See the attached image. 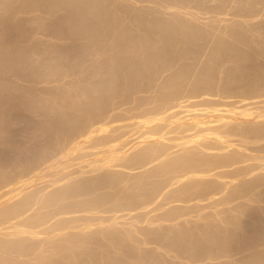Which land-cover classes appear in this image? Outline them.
Masks as SVG:
<instances>
[{
    "label": "rangeland",
    "instance_id": "obj_1",
    "mask_svg": "<svg viewBox=\"0 0 264 264\" xmlns=\"http://www.w3.org/2000/svg\"><path fill=\"white\" fill-rule=\"evenodd\" d=\"M247 1L248 0H246L245 2H242V0H241V3H239L240 0H92V1H90V0H0V9H1L0 10V45L3 47V48L0 47V52H1L0 53V118L4 120V122L0 124L1 125L0 126L1 127L0 128V164H1V166H6L8 171L11 172V171H13L12 170L13 168L21 167V166H19L20 164H24V166H25V164L26 165L31 164L34 160H36L34 158H36L37 154L40 153L42 150L44 151L43 153H45V149L47 150V148H48L47 151H50V153H51V151L55 152L57 150L64 149V148L68 147L67 146L68 144L71 145V143H73L74 141L76 142L78 139H81V137H82L81 132L83 133L85 131V129L87 128V126H89L88 124L89 123L91 124L93 122H94L93 124H95L94 125L95 127H98L102 124L107 125L109 127L108 131H107L108 134H112V135L115 134V136H117L116 134L119 133V135H120V133L127 131L128 132L127 133L128 138H130V140H132L131 138L136 140L135 137H137V134L138 135L142 134V133H140V129H141V132H143L144 130H146V128L148 130L149 129L153 130L155 128V127L153 128V126H152V128H151V126H145V127L138 126V121H140V120L142 121L143 117H148L149 115H151L153 113L154 114L151 116L162 115V114L165 115V113L167 112L165 123H163V125L165 124L164 126H166V127L164 128L161 125L160 126L156 125L157 128L159 127V129H160V132H159V130H158V133L156 132V134H157L156 136H159L164 131L167 132V130L169 128H171L172 126H173V128L175 126H177L179 128V125L167 126L166 123L169 121V116L170 117L172 116V117L185 118V117H187V115H189V114L191 115L194 112L196 114H199V115L201 113L202 119L206 123H205V125H202L203 127L201 126L200 128H204V127L206 128L209 126L215 127V126H218L220 124H218V123L214 124L213 122H209V120L212 121L213 119L216 118L214 116V114H217V113L222 114V111L224 113L227 109L233 108V106L238 107V105L239 106L245 105L249 109L250 108L255 109V107H257V106L264 105V102H262V101H264V99H262V98H264V87L261 86V88H259V85H257V83L252 81L253 79L249 78L251 75V72H252V71L250 72V70H253V71H254V69L261 70L260 72L257 71L259 73V75H261L260 73H264V71H262V70H264V30H262V29H264V3H262L261 0H257V1H261V3L258 2V4H257V1H255L256 3H253L254 5L252 6L253 8L252 7L250 8V6H251L250 4L252 2H250V4H249L250 0L248 1V3H246ZM253 2H254V0H253ZM244 3H246V4H244ZM240 4L242 7H239ZM6 5H7V7H6ZM100 5H101V7H100ZM247 5L249 6V8ZM131 6H132V8H131ZM170 6L173 8H171ZM244 6L247 7V9L246 8L244 9ZM105 9H107V10H105ZM137 9H140V11L142 13L139 12V14H141V15L138 14L137 11H139V10H137ZM256 9H257V11H255ZM134 12L137 15V19H136L137 22L136 23L140 22L138 24L134 23L135 19H132L133 17L136 18V15H133V14H135ZM143 12H144V14H143ZM115 13L118 14L116 17V20H117V22L120 23L116 28L118 33L124 32L126 30L125 32H127L128 35L130 34L132 37H138V38L141 37V39H143V40H140V38H139V40L142 42L143 41L146 42V43H144V44H146V47L144 46L146 48V51L145 52L143 51L145 53V55L147 53H149L150 51H151L150 53L154 52V54H155V51H156L158 56L155 54L154 58L157 57V59L153 58V60H155V61L152 60V62L150 64V68H149L150 73L149 72L147 74L143 73L144 75L140 76L138 78V80H136V82L135 81L132 82L133 84L131 82H129V84L131 83L132 85L131 84L129 85L127 83L124 85L125 80H124V77L122 76V73H117V75L115 76L116 79L113 78L116 82L113 80L115 85L113 84V88H112L113 91L112 90H111L112 92L110 91L112 94L111 93L109 94L107 92L104 94V91L102 90V86H103L102 82H104L103 80H104L105 74L101 73V72L103 71L105 66L102 69L101 65L103 66V64L101 61H104V63H105V61H108L106 56L112 54L114 50H111V48H110L111 51L110 50L107 51L106 56L104 54L103 58L101 56L99 57L98 51L96 50L97 46H95L97 44V42L95 43V45L93 47V45H91L89 43V42H92L89 39L91 37L92 39L94 38L99 42H100V39H103L104 40L103 44H106V46L104 45L103 47H105L106 49L107 48L109 49V47H107L108 46L107 42H105V40H107V38H97L98 35L96 34V31L99 32V29L101 30L102 26L105 24V22H107L106 20L108 19L109 15L115 14ZM170 15H173V17L176 16V18L178 20L180 19V21H178V22L179 23L182 22V23H180V25H182V27L184 26L183 28L186 27L188 29L190 27L191 28L192 27L193 28L198 27L200 35L201 34L202 35L197 40H195V38H193L196 41V43L193 39H189V41L191 43H192V40L194 42L192 44L189 43L186 45L185 43H187L189 41L186 40V42L183 43L184 41L182 42L181 40H179V41H181V43L179 45L175 42L176 45H178V47L180 46L179 48L178 47L176 48L175 47L176 45L175 46L170 45V47L173 46L172 49L175 51H172L171 48L169 49V46L166 47L168 49L161 46L162 42L159 40L160 39L159 37L161 36V38L162 37L164 38V36H162L161 35L162 33L160 34L159 32L162 31L164 34V31H163V29H161L162 27L160 28L161 30H159L158 26L157 25L155 26V23L160 22V21L156 22L155 20L160 19L164 23L165 19H166L165 21L167 22V20L169 18H172V17H169ZM145 18H147V19H145ZM130 19L132 20V23H130ZM138 19H140V20L138 21ZM142 19H144V20H142ZM172 19L173 20L170 19L172 22L175 21L174 18H172ZM177 19H176V21H177ZM147 20H149V23H147L148 22ZM128 21H129V23H128ZM141 21H143V22L146 21L144 23L145 24L147 23V25L148 24L152 25L155 22L153 25L155 26V28L157 27L156 29L159 30L158 33L160 34V36H158L159 34L157 33L156 38H153L156 34L155 32H157V31L154 32L155 34H153V32H152L153 30L150 32H147L149 27L147 26L148 27L147 28L146 25H144V24L142 26L143 27L145 26V28L147 30L145 28H144L145 30H143V28H141L142 26L140 25ZM150 21H152V23ZM171 21H169V22H171ZM206 21H209L208 27L202 28V23L206 22ZM85 22L87 25L85 24ZM126 22L130 26L129 28H128V25L126 26L127 28L124 27ZM160 23H158V24H160ZM239 23L241 25L242 24H244V25L241 26ZM246 23H247V25H246ZM81 24L82 25L84 24L86 26H83V29H82ZM239 25H240V27H238ZM79 26H81V29L83 30L82 32L84 34H83V36L75 38L73 35H71L72 34L71 32H73L75 30H79V28H80ZM87 26L89 28H87ZM257 26H258V28H260L259 29L260 32H258L259 30L257 29ZM62 27H63V29H62ZM65 27L67 28V30ZM85 28H86V30L88 29L87 33H86ZM180 28H181V26H180ZM183 28H181V29H183ZM200 28H201V30H200ZM150 29H154V28L151 27ZM230 30H232V31H230ZM62 31H63V33H62ZM66 31H68L69 33ZM89 31H90V33H89ZM129 31H130V33H129ZM150 34L151 35L153 34V37ZM130 35H129V39H131ZM204 35H205V37H204ZM157 36H158V38H157ZM142 37H146V38H142ZM147 37H148V39H147ZM138 38H134V39H138ZM71 39H72V41H71ZM134 39H133V41H134ZM145 39H146V41H145ZM148 40H150V42ZM218 40H219V42L220 41L223 42V40H224V42H226V44L224 42L221 44L222 45L224 44L225 47L227 46V48H229V46H230V49L233 47L232 45H235L233 48H235L237 45L238 48H235V50L237 49L235 51L236 55L241 52L240 53L241 55L237 56V58L239 57L238 59H240V56L242 57L243 54H245L246 56L244 55V57L241 59V61L236 59V55H234V54H233V58H231L232 54L228 53L229 49H228V52H226L229 55L225 53V50L227 48H224V52H223V50L221 49V44L219 43L220 45H218V43H217ZM243 40H244V42H243ZM179 41H178V43H179ZM159 42H161V43H159ZM155 43L158 45L156 46ZM182 43L185 45L181 46ZM248 43L249 44L251 43V44L249 45ZM80 44L83 47L80 46L81 49H77L79 47H76V46H79ZM83 44L85 45V47ZM228 44H229V46H228ZM189 45L191 48L188 47ZM224 45H223V47H224ZM99 46H100V44H99ZM184 46H186L187 48ZM217 46H220V49L218 48V50H222V52L226 55L221 56V54H223V53H220V55H219L220 57L216 58V56L218 55V52L215 51L216 50L215 48H217ZM144 47H143V49H144ZM157 47H158V49H157ZM153 48L156 50L154 51ZM161 48H162V50H161ZM167 50H170V51H167ZM171 51H172V53H171ZM177 51H179V53ZM167 52L169 53L168 55H170V54L171 55L168 56L167 54H165ZM233 53H234V50H233ZM162 55H164V56L167 55L168 57L167 56L162 57ZM63 56H65V57H63ZM147 56L150 57L149 54H147ZM151 56L153 57V55H151ZM228 56H230V57L228 58ZM234 56H235V58H234ZM247 56H248V58H247ZM208 58H210V59H208ZM224 58H226V59H224ZM249 58H251V59L249 60ZM235 59L240 61V63L237 62L238 63L237 64ZM243 59L245 60V62ZM242 61L244 62L243 65L241 64ZM100 62H101V64H100ZM152 63H154V64H152ZM256 63L258 65V68L256 66ZM98 64H100V65H98ZM211 64H212V66H210ZM218 64H220V65H218ZM236 64H237V66L239 64H241V67L242 66L246 67V68L242 67L243 68L242 70H246L248 68L246 70V72L244 71L246 74L242 73V70H240L241 67L240 68L238 67L239 70L241 71L240 72L236 68L237 67ZM233 65L236 66L235 69H233L235 72L237 71L236 73H234L232 71V68H234ZM248 66H250V67H248ZM251 66H252V69H251ZM229 68H231L230 69L231 71L228 70ZM91 70H93V71H91ZM248 70H249L248 73L250 74V75L248 74L249 77L247 75ZM256 70H255V72H256ZM208 71H210V72H208ZM230 72H233L234 75ZM257 72H256V74L253 72L256 77L258 75ZM101 74H103V75H101ZM227 74H230V75L232 74L231 76H233V77L231 78V76H229ZM244 74L247 77H245ZM211 75H212V77L213 76L215 77V80H214V77L213 78L211 77ZM225 75L228 79L225 77ZM262 75H264V74H262ZM118 76H119V78H118ZM121 77H123V78H121ZM229 77H230V79H229ZM251 77L253 78V76H251ZM256 77L254 78L255 81L257 80ZM258 77L260 78V76H258ZM240 78H242V79H240ZM177 80L180 81V83L181 82L182 83L180 84L179 82H176ZM199 81H200V83H199ZM250 81L252 83H250ZM207 82H209V83H207ZM253 82L257 86V91L259 92L260 95L258 94V92H256V86L253 84ZM229 83H231V84H229ZM127 86H129V87H127ZM251 86L254 89L251 88ZM122 88H123V90H122ZM232 89H233V91H232ZM259 89H262V90H260L261 93H260ZM249 90H251V91H249ZM227 91H228V93H227ZM229 91L231 92L232 95L229 93ZM252 91H254V92H252ZM173 92L177 93L176 98H173L172 100H169V101L164 100V99H168L169 93H173ZM223 92H224V94H223ZM247 92L249 95H247ZM254 93H256V94H254ZM250 94L253 97H251ZM256 95L258 96V98ZM165 96H166V98H165ZM249 97L251 99H249ZM254 97H255V99H254ZM158 98H160V99L163 98L162 100L165 101V103L163 102V104H162V101H161V103H158V101H159ZM239 98H241L242 100ZM245 99H247V100L244 101ZM248 100L250 102H247ZM53 103H54V105H53ZM245 103L246 104L248 103V106ZM159 104H161V105H159ZM229 104H230V106H229ZM157 106L163 107V108H160L161 109L160 111L162 114L157 113V112H160L158 109L159 107H157ZM213 107H216V108L218 107L219 111L221 110L220 111L221 113L220 112H217V113L212 112ZM224 109H225V111H224ZM165 110H167V111H165ZM146 111L148 114H146ZM152 111H154V112L152 113ZM155 111H156V114H155ZM208 112H212V113H208ZM138 113H140V114H138ZM59 116H60V118H59L60 120L58 119ZM203 116H205L206 118ZM139 117H142V119L140 118L138 120ZM235 117L238 118V116H236V115H235ZM95 119H96V121H94ZM254 119H255V121H254ZM235 121H237V120H235ZM250 121H251V124H252V122H255L256 126H258V127L255 126V128H259L261 130H264V128H262V127H264V124L260 123V122L264 123V120H259L253 116ZM257 122H259V125L257 124ZM212 123H213V125H212ZM245 123H246L245 126L250 124L249 122H245ZM78 124L80 125L79 127H83V128H79ZM84 124H86V125H84ZM251 124L248 126V129H249V127L250 128L254 127V124H252V125ZM260 124H261V127H260ZM82 125H84V126H82ZM85 126H86V128H85ZM185 126L186 125L184 124V126L182 128L180 126L179 129L176 127L174 129L171 128L173 130L171 133L169 132V134H165V132H164V134L167 136V138H165V136L163 134V137H164L163 139H158V138L156 139L157 141H160L162 143H166V145H167L168 149L166 148V145L164 146L162 144L163 147H165L167 149L166 153L168 152L170 154L168 157H166V159H167L166 162H171L170 160L174 161L175 158L177 160L178 156L179 157L181 156L180 158H182L183 157L182 155H184V153H185L184 147H186V146H187V148H186L187 150L185 149L186 150V154L184 155L185 158H186V156H188V158H189L191 156V153L194 154L195 152L197 153V151L199 153L204 152V151L208 152V150H205V149L203 150V148L201 149V147L200 148H193V146L190 147V145H191L190 143H188L190 145H188V144L183 145V143L179 144V141L181 142L182 140H186V139H188V137H191V135H188V137L182 138L180 135H182L183 133H185V134H183V136L187 135V134H192L195 130H197L199 128V127L193 128L194 129L193 130L192 125L188 124L186 127ZM243 127H244V125H243ZM128 128L131 130H129ZM209 128H211V127H209ZM57 130H58V132H57ZM150 130H149V132H150ZM175 130H178V131H175ZM169 131H171V130H169ZM107 132H106V135H108ZM112 132H114V133H112ZM151 132H153V131H151ZM133 133H136V134H133ZM176 133L180 136V138H178V135ZM238 133L239 132H236L235 134H238ZM242 133H239V134L242 135ZM249 133L248 132L243 133L245 135V138H243L244 136L242 137L239 134H238L239 137L234 134L235 135V136H233L234 138H232V135H231V137L228 136L231 139L230 140L228 138L229 142H230L229 144H231L232 146L233 145H238V146L243 145L242 147H244V145H245V147L247 148L243 151V150H241L242 148L240 147L239 149L241 151H239V152L241 154H239L238 153L239 149H237L238 147H233L234 149L230 150V151H232V152H229L230 154H233L234 152H236L235 154H239L241 156H244V154H245V156L243 158L247 159V157H248L247 160H249L250 158L253 159L255 155H258V157L261 156L260 158L264 157V152L261 151V148L264 149V143H262L264 141L259 142V140H257L258 141L257 143L253 142V141H256V139L255 138L250 139L253 137H250L249 135H247ZM143 134H145V136L147 135V133H144V132H143ZM143 134H142V136L139 135L138 137H143L144 136ZM129 135H130V137H129ZM132 135H134V136H132ZM223 135H225V134L223 133ZM246 135H247V137H250V138L249 139L246 138ZM240 137L243 140H240ZM128 138H127V140L130 141ZM214 138H215V136H210V138H207V140H206V141H208V143L206 141H205V143L206 144H212L211 142H213L214 140L215 141L213 143H215L216 139H214ZM138 139H140V138H138ZM209 139H210V142H209ZM244 139H247V140H244ZM135 140H133V141H135ZM65 141H67L66 144H65ZM69 141H71V142H69ZM240 141L242 143L239 144L238 142H240ZM249 141H252V142H249ZM150 142H155V140H144L143 144H145V143L149 144ZM169 142H171V143H169ZM244 142H246V143L249 142V143L246 144ZM250 143L252 145H250ZM253 143L257 147L254 146ZM158 144H160V143H158ZM142 146H144V145H142ZM188 146H189V148H188ZM42 147H44V148L42 149ZM255 147L259 148V149H256ZM190 148H193V149H190ZM188 149H189V151L191 150L190 151L191 153L188 152ZM198 149H201L202 151H200ZM195 150H197V151H195ZM234 150H236V151H234ZM84 151H86V150H80L79 151L80 153H78V155L79 154L81 155V153H83ZM213 152L214 151H212L210 153H213ZM47 153H49V152H47ZM179 153H180V155H179ZM35 155H36V157H35ZM154 155H156L157 157H155ZM154 155H152V157L154 156L155 159L152 158L153 159L152 160L150 158V161L152 163L151 162L148 163L146 159H145V161H142L143 159L140 160V158H138L136 156V158L134 159L135 164H136V161L138 163H139V161L145 162L146 164L148 163L145 166H144L145 163H142V165H141V163L136 164V165H134V163H132L134 165V167H137V169H135L133 166L132 167L134 169L131 168V166H129V168L128 167L127 168H124V167L120 168L119 167V169H121V170H119V172H123L125 174H126V172H128L126 176H128L130 178V181L126 180L128 177L127 178H126V176L123 177L124 181H122V182H124V184L126 185L125 187H128V188L127 189L124 188V184H123V186H121V188L123 187V189H121L120 185L122 183L120 180L121 184H119V186L117 185L119 188V190H117L118 193L120 192V189L123 190L124 192H125V190L130 191L128 189L129 188L131 189L132 185H133V187L134 186L138 187L137 184L135 185V184L131 183V177H132L131 175L132 174H134V175L136 174V176H137L138 173H139V175H141L142 173H144L146 171H147L146 173H148V171L152 172V170L153 171L155 170V172H156L157 169H158L157 170V173H158V171H161V166L163 169L165 168L164 164H162V165L159 164V168H158L157 162H159V160L157 161V159H160V157L158 158L157 154H154ZM172 157H174V158H172ZM179 157H178V159H180ZM83 159L84 160L79 159V160L73 161V164L69 165L68 166L69 168L67 167L68 171H71V170H74L75 168H78V165H80V166L84 165L85 162H88V160L90 161V160L94 159V156H89V157H86ZM148 159H149V157H148ZM247 160H245L246 164L244 163V165H243V163H241V164L234 166L235 168L232 166L234 170H232V167H229L227 170L231 171V173H233L235 171L236 167H237V169H239L240 167H247L248 168V167H253V164H254V168H256L255 169L256 172H253L252 174H250L248 176H245V177L239 176L237 180H235L233 182H229L230 180H229L228 175L230 176L231 173L228 171H224V169H218L217 171H214L213 173H217L216 177L218 176V174H220L219 177L216 178L215 175H213V176L211 175L212 177L207 176V177H205V179L202 180V182H203L202 184H208V183L213 184V180H214V181H216V183L214 182V184H217V185L220 184L219 187L222 184H225L224 181H226V182H228L227 183L228 186L224 185V187H220V188H222L221 190L224 189L226 191V188H225V186H226L227 189L229 188L227 190L229 193L227 191L225 192L223 190L224 194L222 193V195L216 194L213 196H210V195L206 196V197L204 196V198L203 197L202 198H194V199H192V201L190 200L186 204H185V202L180 201V203L182 205L179 203V201L177 202L176 200H174L172 198V196H170V194L172 193L170 191L172 190L174 193V191H177L178 189H180L181 185L183 184L182 182L186 181V179L180 181L181 183H178L179 181L176 182L178 177H175L176 183L174 182L175 184L174 185L171 184L172 185L171 186V185H169V183L167 184V182L174 180V177L171 178L169 176V179H168L167 174H165L163 172H161L160 174L158 173V175H156L150 179L151 181L148 184L150 185V183L153 182V180H155V179L157 181L160 180L159 182L164 180L163 182L167 181L166 182L167 189L164 188L165 187V185H164L162 187L163 190L161 193L155 194L156 192L161 191V189L158 191L155 190V192L152 194L153 199H154V200L152 199V201H154V202H152L150 200V202L152 204H150V202L148 201L149 203L146 202L147 204H145L146 208L142 209L139 207L140 208V209L138 208L139 211L137 209H134V212L136 210L138 211V213L140 211H142L139 213L140 219H142L143 217H145V220L147 218H149V219L153 218V219H155L154 220L155 222L154 223L150 222L151 224L148 222V224H145L147 222L144 221V219H142L143 221L138 219L136 221V223L134 221L135 225H133L134 223H132V222L134 219L131 220L130 216L127 215L125 212V211L128 212V210L124 209L125 211H123V209H122L121 211H118L116 213V215L120 216L119 217L120 220H119V218L117 219L120 222H117V223L118 224L120 223V224L119 225L117 224V228H115L116 224L111 226V227H114L116 230L119 229V227L123 228L125 230V232L121 228H120V230H118V232L121 231L119 234H122V235H123V233L125 234L126 231L131 230V228H133V226H134L136 231H134L133 230L134 228H133L131 231L130 237L128 239L124 238L121 241L116 242L117 244H115V242H110L106 239H100V238H99L100 242L103 241L102 244L99 242V240L97 242H95V241L93 242V240L91 241V239H87V240L81 239V241L76 240V242H74V241L70 242L68 240V238L71 235H73L74 232L78 236L81 235L82 237L87 238L86 235L88 236L91 232L90 236H92V233L94 231V232H96V234L93 233V236L95 235L98 237L99 232L97 229L100 230V228H102V227L99 224L95 225L94 223H93V225H91L92 226V227H90L91 229H86V230L84 229L81 231H79L78 228L68 229V231L67 230L65 232L63 231L64 233H61V234L56 233L57 236L55 235L54 232L53 233H43V234L40 233L37 236H32V235H27V234L16 236V235L12 234L13 229H9V231H7V230L3 231L4 234L2 235V237L7 241H11V240L13 241L14 240L13 242H18L20 244H23V247L21 249L15 248V247L5 248V250L1 249L0 250V256L2 255V257H0V258L4 261H8L11 263L17 262V264L18 263H20V264H25V263L26 264H39V262L42 261L43 260L42 258H44V257H45L44 260L45 259L46 260L44 262H40V264H45V263L50 264L51 262H52L51 264H56L57 262H58V264H64L65 261H67V264L69 262H71V264L72 263L73 264H77V263L78 264H89V263L90 264H92V263L93 264H99V263L100 264H264V226H261V224L264 223V213H262V212H264V210H262V209H264V200H262V198H264V187H262V186L255 187L256 189L253 188L254 190H252L251 192L249 191L246 194H244L242 192H239V193L237 192L239 185H240L239 181L241 183H243L245 180L249 179L251 176L253 177L254 173H255L254 176L256 174H258V175L264 174V171H262V170H264V168H261V167H264V162H262L258 159H255V161L251 160V159H250L251 161L250 160L247 161ZM19 161H20V164H19ZM251 162H252V164H251ZM138 166H139V168H138ZM152 167L157 168V169H153ZM3 168H5V167H3ZM113 168H116V167H113ZM122 168H123V170H122ZM130 168H131V170H130ZM83 169L86 170V169H88V167H84ZM221 170L223 171L222 173L219 172ZM15 171H16V169H15ZM21 171L23 173H25L24 170H21ZM117 171H118V169H117ZM95 172H96V174H98L100 171H94V172H88V173L85 172V173L90 176L91 173L92 174L94 173L93 175H95ZM50 173L51 172H47V174H50ZM123 173H121V174H123ZM92 174H91V176H92ZM57 175H59V174H56L53 177H55ZM162 175H166V176L162 177ZM194 175L193 174L189 175L190 176L189 179L190 180L196 179ZM221 175H222V177H221ZM53 177L47 176L46 178L51 179ZM83 177H85L84 174H83ZM191 177H194V178H191ZM208 177H209V179H208ZM164 178H166V180ZM221 179H222V181L223 180L224 181L222 182ZM241 179H242V181H241ZM1 180L2 179L0 178V183H1ZM125 180L127 181V183L125 182ZM132 180H133V178H132ZM70 181H74V180L71 179ZM134 181H132V182H134ZM205 181H206V183H205ZM209 181H211V182H209ZM171 183H173V181H171ZM233 183H235V184H233ZM148 184L146 186H149ZM1 185L2 184H0V191L7 188V186H1ZM36 185H38V186L40 185V187H41L42 184L41 183L34 184V186H36ZM50 187H52V186H50ZM54 187H57V186H54ZM54 187H52L51 189H53ZM177 187H178V189H177ZM232 187H233L234 191L232 189L230 190V188H232ZM114 188L115 187H112V189L101 188V190H99V191L97 190V192L95 190L94 191L95 193H93V194L90 193L91 195H89V196L85 194L84 195L85 197H84L82 194L81 197H78V198L82 200L83 197L86 199L89 197L97 196L98 194H100V192L103 191L101 193L103 196L104 195H107L108 197L111 196L109 198V201H110L114 198L113 196L116 195V193H117V191H115ZM234 188H236V189H234ZM46 189H48V191H49V187ZM138 189H140V187H138ZM109 190H111V191L114 190V191L111 192ZM132 190H137V189L132 188ZM256 191H258L257 193H259V191H260V193L258 194V195H260L259 197L256 196L257 195ZM114 192H116V193H114ZM112 193H114V194H112ZM164 193H165V195H164ZM250 193H252V194H250ZM136 194H139V193L137 192ZM154 194L156 196V199L154 197ZM226 194H229V196L231 195V197L233 196L235 200L231 199L232 200V201L230 200L231 204L230 203L225 204V205H224V203L222 205L217 204V202H219V200H221L222 198L224 199L225 196H227ZM247 194H249V195H247ZM245 195H247V196H245ZM107 196H104V198L106 199ZM137 196L138 195H136V197ZM139 196H141V195H139ZM139 196H138V198H142V196L141 197H139ZM219 196H222V197H220L221 199L218 198ZM215 197H217V198H215ZM138 198H137V200H139ZM158 198H159V201L157 200ZM166 198H168V199H166ZM171 198L173 199V201ZM161 200H164V201L160 202ZM143 201H144V199H142V202ZM212 201H213V203H212ZM106 202L108 203V200ZM167 202H168V204H167ZM163 203H165L166 205H164ZM188 203H190V204H188ZM178 204L180 205V207ZM194 204H195V206L193 207ZM216 204L218 205L217 207H216ZM105 205L107 206L106 203H105ZM143 205H144V203H143ZM151 205L152 206L154 205V206L152 207ZM209 205L211 207H209ZM106 206H104V207H106ZM108 206H109V204H108ZM145 206H143V207H145ZM156 206L157 207H163L164 206L163 208H165V209L160 208V210H159V208H157V209H155V211L150 212L151 209L155 208ZM176 207H179V208H176ZM191 207H193L194 209ZM195 207H199V208H195ZM200 207L202 208L203 211L201 210ZM248 208H249V210H248ZM255 208H257L259 210L255 209ZM148 209L150 210L149 212H147L148 214L144 213ZM169 209L170 210L173 209L174 213H172V215H170V216L173 219L175 217V216L173 217V215L175 214L176 219L174 218L172 220L171 218H168L164 221L158 220L162 223L156 221L158 216L159 217H160V215L162 216V213L166 214L167 212L170 211ZM198 209H200V210H198ZM221 209H223V211H225V212L221 213L222 212ZM251 209H253V210L251 211ZM260 209L262 210V212ZM167 210H169V211H167ZM177 210H179L178 211L179 213L177 212ZM194 211L196 213H194ZM249 211L251 212V214H256V215L253 216L250 214V216H248L250 213ZM30 212H32V211H30ZM156 212L159 215H157ZM164 212H166V213H164ZM198 212H199V214H198ZM202 212H203V216H202ZM216 212H219L222 215L226 214V213L227 214H226V217H225V215H223V217H225V218H223L221 214H218V213L215 214ZM82 213L83 212H81V213L77 212V214L79 216H81L83 214L84 215L87 214L85 212L83 214ZM74 214L77 216L76 213H74ZM74 214H72V216ZM95 214H96V212H95ZM102 214L104 215L105 213H102ZM102 214L100 215V213L97 212V216L95 215V217H98V215L103 216ZM180 214L183 215V217ZM87 215H91V214H87ZM109 215H110V213H109ZM154 215H155V217H153ZM177 215H180V217L178 216V218H177ZM63 216L64 215H62V217ZM69 216H71V215H69ZM127 219H129V220H127ZM139 221H140V223H139ZM50 222H52V220ZM97 222H98V220H95V223H97ZM129 222L131 223L130 225H129ZM125 224H127V225H125ZM128 225L131 228H129ZM262 225H264V224H262ZM210 226H211V228L212 227L213 228L218 227L217 228L218 230L221 228L220 230H222V231L219 230L220 232H223L226 230L224 233H227L229 231L227 234H233V235H235L234 236L235 238L233 239V241L231 240L230 242H227V243L225 242V244L208 245V240H209V238L211 239V237H210V234L207 233L205 230H206V228L208 229V227H209L208 230H210L211 229ZM45 227L46 226H44V228ZM260 227L262 228V230L260 229ZM80 228H81V226H80ZM172 228H173V230H172ZM41 229H39V230H41ZM169 230H172L175 233L187 231V234L192 235L191 238L193 240L196 239L201 253L198 254L197 256H193L192 254L189 255L190 252H188L186 249L184 250V247L170 245V243H169L170 242V236H168V234H167L169 232ZM97 232H98V234H97ZM188 232H190V233H188ZM200 232L201 233L203 232V233L201 234ZM70 233H71V235H70ZM83 234H86V235L84 236ZM90 236H88V237H90ZM88 240H89V242H88ZM104 240H106V241H104ZM56 241H58V242H56ZM78 241L83 242V243H80ZM106 242H110L113 245H116L117 247L116 246L113 247L112 244L106 243ZM75 243H77V245L79 244V246L83 245L84 243L85 244L87 243V244L86 245L84 244V246H86V247L81 246L83 248L82 249L81 247L77 246ZM91 243H93V244H91ZM54 244L56 245L57 248L60 246L58 248V250L53 249L55 247ZM109 244L112 246V247L110 246L112 251L111 250L108 251ZM51 245H53L52 248H51ZM87 245H89L90 247ZM97 245L99 246V248ZM63 246H66V247L63 248ZM77 247H79V248H77ZM88 247H89V249H87ZM49 250H51V252H53V253H51ZM56 250L59 252H56ZM82 250L83 251L85 250V251L83 252ZM109 252H111V254H109ZM45 253H46V256H44ZM55 253L57 256L55 255ZM49 254H51V256ZM52 254H54V255H52ZM49 256L53 257V258L51 259V258H49ZM54 256H55L56 260L54 259ZM58 256L60 259L57 258ZM71 256L74 259L71 258ZM96 256L98 257L97 259H96ZM48 258H49V260H54V261H51L50 263H48L49 262ZM70 258L73 259L74 262ZM68 259H69V261H68ZM58 260H60V261H58Z\"/></svg>",
    "mask_w": 264,
    "mask_h": 264
},
{
    "label": "bare ground",
    "instance_id": "obj_2",
    "mask_svg": "<svg viewBox=\"0 0 264 264\" xmlns=\"http://www.w3.org/2000/svg\"><path fill=\"white\" fill-rule=\"evenodd\" d=\"M90 1H92V0H90ZM246 1V0H245ZM244 0H242V2H245ZM249 1V0H248ZM248 1L246 2V3H248ZM255 1H257V0H254V2H253V0L251 1H249V4H250V2H252L250 5V8L254 5L253 3H256ZM262 1V3H264V0H261ZM261 1H257V4H258V2H260L261 3ZM8 2V1H7ZM10 2V1H9ZM12 2V1H11ZM84 2V1H83ZM38 3V2H37ZM176 3V2H175ZM239 3H241V0H240V2ZM246 3H244V4H246ZM259 3V4H260ZM5 4V3H4ZM12 4V3H11ZM83 5V4H82ZM86 5V4H85ZM84 5V6H85ZM96 5V4H95ZM173 5V4H172ZM178 5V4H177ZM211 6V5H210ZM214 6V5H213ZM237 6V5H236ZM248 6V5H247ZM256 6V5H255ZM254 6V7H255ZM2 7V6H1ZM6 7H7V5H6ZM86 7V6H85ZM100 7H101V5H100ZM107 7V6H106ZM171 7V6H170ZM239 7H242L241 6V4H240V6ZM257 7V6H256ZM128 8V7H127ZM131 8H132V6H131ZM171 8H173V7H171ZM247 9V7H245L244 6V9ZM248 8H249V6H248ZM253 8V7H252ZM102 9V8H101ZM141 9V8H140ZM140 9H137V10H139V11H137L138 12V14H139V12L140 13H142L141 11H140ZM240 9V8H239ZM243 9V8H242ZM1 10V9H0ZM105 10H107V9H105ZM252 10V9H251ZM240 11V10H239ZM255 11H257V9L255 10ZM103 12V11H102ZM117 12V11H116ZM112 13V12H111ZM133 13V12H132ZM135 13V12H134ZM5 14V13H4ZM143 14H144V12H143ZM249 14V13H248ZM253 14V13H252ZM83 15V14H82ZM116 15V16H115ZM117 15L118 14H110L109 15V17H108V19L106 20L107 22H105V24L102 26V28H101V30L99 29V32H97L96 31V34L98 35V37L97 38H107V40H105V42H107V44H108V46L107 47H109V49L107 50L105 47H103L104 45L106 46V44H103V42H104V40L103 39H100V42L99 41H97L96 39H92L91 37H90V41H92V42H89L91 45H93V47H94V45H95V43L97 42V44L95 45V46H97V51H98V54H99V57L101 56L102 58L104 57V54H105V56H106V52L107 51H109L110 50V48H111V50H114L113 51V53L112 54H110V55H108V56H106L107 57V59H108V61H105V63H104V61H101L102 62V64H103V66L101 65V67H102V69H103V67H104V69H103V71L101 72V73H104L105 75H104V82H102L103 83V86H102V90L104 91V94L107 92V93H111L113 90H112V88H113V84L115 85V83L113 82V78H115V76L117 75V73H122V76L124 77V85L127 83V84H129V82H136V80H138V78L140 77V76H142V75H144L143 73H148L149 72V68H150V64H151V62H152V60H153V58L155 57V54L157 55V53H156V49H154V51H155V54H154V52L153 53H147V54H149L150 55V57H148L147 56V54L145 55V51H146V44H144V43H146V42H142V41H140V40H143V39H141V37H139L140 38V40H139V38L138 37H132L130 34V38L132 39H129V35H128V33L127 32H121V33H118V31L116 30V28H117V26L120 24L119 22H117V20H116V17H117ZM133 15H136V13L135 14H133ZM139 15H141V14H139ZM102 16V15H101ZM132 16V15H131ZM98 17V16H97ZM120 17V16H119ZM133 17V16H132ZM143 17V16H142ZM168 17V16H167ZM166 17V18H167ZM169 17H172V18H174L175 19V21H171V20H173L172 18H169ZM167 19V22L164 20V23L162 22V20H160V19H156L155 21L156 22H158V21H160V22H158V23H160V24H158V23H155V26L157 25L158 26V29L159 30H161V29H163V31H164V34H163V32L162 31H160L159 32V30L158 29H156L155 28V26L153 27L152 25H147V23H149V20H147L148 22L145 24L144 22H146V21H141V26L144 24V25H146V27L148 28V30L145 28V26L143 27H141V28H143V30H147V32H150V31H152L153 32V34H155V36L153 37V34L151 35L153 38H156V35H157V33L159 32L162 36H164V38L162 37L161 38V36H160V34L158 35V36H160L159 38V40L162 42H159V43H161V46L162 47H164V48H166V47H168L169 46V49L171 48V50L172 51H175V50H173L172 49V47H170V45H176V43L179 45L180 43H181V41L183 42V43H185L186 42V40L187 41H189V39H193V38H195V40H197L198 38H200V36L202 35H200V32H199V30H198V27H196V28H183L182 27V25H180V23H182V22H178V21H180V19L178 20L177 18H176V16L175 17H173V15H170ZM104 18V17H103ZM132 19H135L134 20V23H136L137 21H136V19H137V15H136V18H132ZM145 19H147V18H145ZM163 19V18H162ZM171 19V20H170ZM176 19H177V21H176ZM184 19V18H183ZM102 20V19H101ZM140 19H138V21H139ZM142 20H144V19H142ZM119 21V20H118ZM153 21V20H152ZM152 21H150L151 23H152ZM169 21H171V22H169ZM183 21V20H182ZM3 22V21H2ZM97 22V21H96ZM123 22V21H122ZM208 22L209 21H206V22H203L202 23V28H207L208 27ZM74 23V22H73ZM88 23V22H87ZM98 23V22H97ZM102 23V22H101ZM104 23V22H103ZM127 23V22H126ZM125 23V25H124V27L125 28H127L126 26L128 25V23H129V21H128V23L126 24ZM130 23H132V20L130 19ZM138 23H140V22H138ZM138 23H136V24H138ZM253 23V22H252ZM42 24V23H41ZM85 24H86V22H85ZM90 24V23H89ZM88 24V25H89ZM240 24V23H239ZM250 24V23H249ZM3 25V24H2ZM35 25V24H34ZM82 25V24H81ZM87 25V24H86ZM86 25H82V29H83V26H86ZM93 25V24H92ZM91 25V26H92ZM131 25V24H130ZM133 25V24H132ZM184 25V24H183ZM241 25V24H240ZM240 25L238 26V27H240ZM242 25H244V24H242ZM241 25V26H242ZM246 25H247V23H246ZM95 26V25H94ZM101 26V25H100ZM123 26V25H122ZM152 28H154V29H150L151 27ZM180 26H181V28H183V29H181L180 28ZM193 26V25H192ZM200 26V25H199ZM80 28H79V30H75V31H73V32H71L72 34L71 35H73L75 38H78V37H80V36H83V30L81 29V26H79ZM130 26L128 25V28H129ZM162 27V28H161ZM260 27V26H259ZM66 28V27H65ZM87 28H89L88 26H87ZM119 28V27H118ZM145 28V29H144ZM161 28V29H160ZM62 29H63V27H62ZM78 29V28H77ZM185 29V30H184ZM231 29V28H230ZM233 29V28H232ZM257 29L259 30L260 28H258V26H257ZM256 29V30H257ZM24 30V29H23ZM66 30H67V28H66ZM85 30H86V28H85ZM124 30V29H123ZM130 30V29H129ZM200 30H201V28H200ZM262 30H264V29H262ZM65 31V30H64ZM87 31H88V29L86 30V33H87ZM155 31H157V32H155ZM186 31V32H185ZM230 31H232V30H230ZM24 32V31H23ZM66 32H68V31H66ZM155 32V33H154ZM203 32V31H202ZM258 32H260V30L258 31ZM3 33V32H2ZM62 33H63V31H62ZM69 33V32H68ZM89 33H90V31H89ZM129 33H130V31H129ZM254 33V32H253ZM20 34V33H19ZM24 34V33H23ZM143 34V33H142ZM204 34V33H203ZM255 34V33H254ZM261 34V33H260ZM55 35V34H54ZM24 36V35H23ZM62 36V35H61ZM158 36H157V38H158ZM254 36V35H253ZM20 37V36H19ZM54 37V36H53ZM89 37V36H88ZM94 37V36H93ZM150 37V36H149ZM204 37H205V35H204ZM82 38V37H81ZM86 38V37H85ZM134 38H138V39H134ZM142 38H146V37H142ZM152 38V39H153ZM202 38V37H201ZM220 38V37H219ZM92 39V40H91ZM133 39H134V41H133ZM147 39H148V37H147ZM14 40V39H13ZM99 40V39H98ZM139 40V41H138ZM154 40V39H153ZM179 40H181V41H179ZM194 40V39H193ZM192 40V43L195 41H193ZM216 40V39H215ZM2 41V40H1ZM71 41H72V39H71ZM137 41V42H136ZM145 41H146V39H145ZM149 42H150V40H148ZM178 41H179V43H178ZM11 42V41H10ZM76 42V41H75ZM87 42V41H86ZM152 42V41H151ZM176 42V43H175ZM216 42V41H215ZM223 42H224V40H223ZM223 42H219V40L217 41V43H218V45H220L221 43H223ZM243 42H244V40H243ZM242 42V43H243ZM252 42V41H251ZM148 43V42H147ZM157 43V42H156ZM155 43V45L157 46L158 44H156ZM175 43V44H174ZM181 44V46L182 45H187V44H189V43H191L190 41L189 42H187V43H185V44ZM191 43V44H192ZM195 43H196V41H195ZM198 43V42H197ZM220 43V44H219ZM225 44H226V42H224ZM233 43V42H232ZM237 43V42H236ZM99 44H100V46H99ZM103 44V45H102ZM152 44V43H151ZM200 44V43H199ZM215 44V43H214ZM249 44V43H248ZM251 44V43H250ZM249 44V45H250ZM253 44V43H252ZM84 45V44H83ZM148 45V44H147ZM154 45V44H153ZM154 45V46H155ZM178 45H176L175 47L177 48L178 47ZM224 45V44H223ZM223 45L221 44V49L223 50V52H224V48H227V46L225 47V45H224V47H223ZM72 46V45H71ZM81 44L79 45V46H76V47H79V48H77V49H81V47H83V46H81ZM87 46V45H86ZM145 46V47H144ZM152 46V45H151ZM153 46V47H154ZM155 46V47H156ZM160 46V45H159ZM216 46V45H215ZM228 46H229V44H228ZM233 47L235 46V45H232ZM231 46V47H232ZM0 47H2L1 45H0ZM18 47V46H17ZM73 47V46H72ZM75 47V48H76ZM84 47H85V45H84ZM143 47H144V49H143ZM180 47V46H179ZM178 47V48H179ZM184 47H186V46H184ZM183 47V48H184ZM188 47H190V45L188 46ZM223 47V48H222ZM232 47V48H233ZM3 48V47H2ZM19 48V47H18ZM96 48V47H95ZM163 48V49H164ZM187 48V47H186ZM185 48V49H186ZM191 48V47H190ZM218 48L220 49V46H217V48H215L214 50L215 51H217L218 52V55L216 56V58L217 57H220L219 55H220V53H223L222 52V50H218ZM230 49V46H229V48H227L226 50H225V53L226 52H228V49H229V54H232L231 55V58H233V54L234 55H236V53H235V51L237 50H235V48H238L237 47V45H236V47L235 48H233V49ZM86 49V48H85ZM116 49V50H115ZM157 49H158V47H157ZM160 49V48H159ZM166 49H168V48H166ZM193 49V48H192ZM110 50V51H111ZM161 50H162V48H161ZM165 50V49H164ZM177 50V49H176ZM180 50V49H179ZM232 50V51H231ZM233 50H234V53H233ZM52 51V50H51ZM65 51V50H64ZM93 51V50H92ZM144 51V52H143ZM166 51V50H165ZM167 51H170V50H167ZM172 51H171V53H172ZM185 51V50H184ZM214 51V52H215ZM220 51V52H219ZM82 52V51H81ZM80 52V53H81ZM96 52V51H95ZM160 52V51H159ZM158 52V53H159ZM178 53H179V51H177ZM189 52V51H188ZM247 52V51H246ZM1 53V52H0ZM60 53V52H59ZM79 53V52H78ZM161 53V52H160ZM181 53V52H180ZM228 53H226V54H228ZM241 53V52H240ZM240 53H238L237 55H236V59H238L237 58V56L238 55H241ZM69 54V53H68ZM97 54V55H98ZM164 54V53H163ZM165 54H169L168 52L167 53H165ZM164 54V55H165ZM182 54V53H181ZM216 54V53H215ZM226 54H221V56L222 55H226ZM228 54V55H229ZM151 55H153V57L151 56ZM161 55V54H160ZM164 55H162V57H166V56H164ZM171 55V54H170ZM170 55H168V56H170ZM244 55L245 54H243L242 55V57L240 56V59H238V60H240L241 61V59L244 57ZM90 56V55H89ZM95 56V55H94ZM158 56V55H157ZM167 56V57H168ZM181 56V55H180ZM215 56V55H214ZM246 56V55H245ZM63 57H65V56H63ZM105 57V58H106ZM173 57V56H172ZM175 57V56H174ZM183 57V56H182ZM226 57V56H225ZM230 56H228V58H229ZM212 58V57H211ZM227 58V57H226ZM226 58H224V59H226ZM234 58H235V56H234ZM246 58V57H245ZM244 58V59H245ZM247 58H248V56H247ZM254 58V57H253ZM56 59V58H55ZM101 59V58H100ZM154 59H157V57L156 58H154ZM208 59H210V58H208ZM235 59V60H236ZM243 59V60H244ZM251 58H249V60H250ZM104 60V59H103ZM106 60V59H105ZM231 60V59H230ZM234 60V61H235ZM238 60H236V63L237 62H239L240 63V61H238ZM246 60V59H245ZM245 60H244V62H245ZM16 61V60H15ZM153 61H155V60H153ZM211 61V60H210ZM227 61V60H226ZM233 61V60H232ZM231 61V62H232ZM98 62V61H97ZM101 62H100V64H101ZM216 62V61H215ZM221 62V61H220ZM225 62V61H224ZM243 61L241 62V64L243 65V63H244ZM155 63V62H154ZM154 63H152V64H154ZM214 63V62H213ZM219 63V62H218ZM235 63V62H234ZM100 64H98V65H100ZM221 64V63H220ZM220 64H218V65H220ZM223 64V63H222ZM238 64V63H237ZM237 64H236V66H237ZM241 64H239L237 67L236 66H234V68H232V71L234 72V73H236L233 69H235V67L239 70V68L241 67ZM97 65V66H98ZM228 65V64H227ZM27 66V65H26ZM153 66V65H152ZM210 66H212V64L210 65ZM256 66H257V68H258V65H257V63H256ZM228 67V66H227ZM239 67V68H238ZM242 67H245V66H242ZM240 68V70H242L243 68ZM248 67H250V66H248ZM94 68V67H93ZM99 68V67H98ZM97 68V69H98ZM206 68V67H205ZM214 68V67H213ZM226 68V67H225ZM231 68H229L228 70H230ZM246 68V67H245ZM244 68V69H245ZM261 68V67H260ZM7 69V68H6ZM248 69V68H247ZM246 69V70H247ZM250 69V68H249ZM251 69H252V66H251ZM148 70V71H147ZM220 70V69H219ZM239 70V71H240ZM246 70H242V73H245L246 72ZM255 70L256 69H254V71L253 70H250V72H251V75L248 73L249 72V70L247 71V75L249 74L250 75V77H249V75H248V77L249 78H251V79H253L252 81H254L255 83H257V85H259V88H261V86L262 87H264V75H262V74H264V73H260L261 75H259V73L257 72V71H261V70H256V72L258 73V75H257V77L258 76H260V78L258 77H256L255 75H254V73L256 74V72H255ZM91 71H93V70H91ZM147 71V72H146ZM206 71V70H205ZM213 71V70H212ZM231 71V70H230ZM245 71V72H244ZM262 71H264V70H262ZM208 72H210V71H208ZM226 72V71H225ZM233 72H230V73H232L233 75H234V73ZM241 72V71H240ZM254 72V73H253ZM4 73V72H3ZM150 73V72H149ZM229 73V72H228ZM200 74V73H199ZM210 74V73H209ZM214 74V73H213ZM231 74V75H232ZM238 74V73H237ZM246 74V73H245ZM244 74V76L245 77H247L246 75ZM101 75H103V74H101ZM201 75V74H200ZM220 75V74H219ZM227 75H229V76H231L230 74H227ZM240 75V74H239ZM238 75V76H239ZM199 76V75H198ZM251 76H253V78L251 77ZM256 77V81L254 80V78ZM123 77H121V78H123ZM200 77V76H199ZM202 77V76H201ZM211 77H212V75H211ZM214 77V76H213ZM212 77V78H213ZM224 77V76H223ZM225 77H226V75H225ZM233 76H231V78H232ZM241 77V76H240ZM118 78H119V76H118ZM177 78V77H176ZM227 78V77H226ZM235 78V77H234ZM116 79V78H115ZM207 79V78H206ZM209 79V78H208ZM228 79V78H227ZM229 79H230V77H229ZM240 79H242V78H240ZM123 80V79H122ZM144 80V79H143ZM180 80V79H179ZM214 80H215V77H214ZM226 80V79H225ZM249 80V79H248ZM115 81V80H114ZM175 81V80H174ZM210 81V80H209ZM213 81V80H212ZM223 81V80H222ZM246 81V80H245ZM116 82V81H115ZM123 82V81H122ZM176 82H179L180 83V81H176ZM203 82V81H202ZM236 82V81H235ZM254 82H253V84H254ZM120 83V82H119ZM130 83V84H131ZM171 83V82H170ZM169 83V84H170ZM182 83V82H181ZM180 83V84H181ZM199 83H200V81H199ZM207 83H209V82H207ZM223 83V82H222ZM250 83H252L251 81H250ZM129 84V85H130ZM133 84V83H132ZM131 84V85H132ZM139 84V83H138ZM173 84V83H172ZM198 84V83H197ZM229 84H231V83H229ZM80 85V84H79ZM137 85V84H136ZM206 85V84H205ZM252 85V84H251ZM255 85V84H254ZM134 86V85H133ZM207 86V85H206ZM219 86V85H218ZM222 86V85H221ZM226 86V85H225ZM256 86V85H255ZM127 87H129V86H127ZM138 87V86H137ZM237 87V86H236ZM235 87V88H236ZM133 88V87H132ZM227 88V87H226ZM234 88V89H235ZM251 88H253L252 86H251ZM121 89V88H120ZM209 89V88H208ZM230 89V88H229ZM254 89V88H253ZM2 90V89H1ZM112 90V91H111ZM122 90H123V88H122ZM179 90V89H178ZM177 90V91H178ZM214 90V89H213ZM260 90H262V89H259V91ZM111 91V92H110ZM232 91H233V89H232ZM249 91H251V90H249ZM255 91V90H254ZM254 91H252V92H254ZM124 92V91H123ZM214 92V91H213ZM216 92V91H215ZM256 92H258L257 91V86H256ZM132 93V92H131ZM227 93H228V91H227ZM229 93L231 94V92L229 91ZM234 93V92H233ZM260 93H261V91H260ZM112 94V93H111ZM176 94V95H175ZM223 94H224V92H223ZM237 94V93H236ZM254 94H256V93H254ZM258 94H259V92H258ZM257 94V95H258ZM226 95V94H225ZM232 95V94H231ZM240 95V94H239ZM243 95V94H242ZM246 95V94H245ZM247 95H249L248 94V92H247ZM246 95V96H247ZM256 95V96H257ZM260 95V94H259ZM104 96V95H103ZM111 96V95H110ZM176 96H177V93H169V95H168V99H164V100H172L173 98H176ZM227 96V95H226ZM234 96V95H233ZM241 96V95H240ZM244 96V95H243ZM250 96L251 97H253L251 94H250ZM262 96V95H261ZM160 97V96H159ZM232 97V96H231ZM242 97V96H241ZM245 97V96H244ZM248 97V96H247ZM164 98V97H163ZM163 98H158L159 99V101H158V103H161V101H162V104H163V102L165 103V101H163L162 99ZM165 98H166V96H165ZM257 98H258V96H257ZM260 98V97H259ZM239 99H241V98H239ZM249 99H251L250 97H249ZM254 99H255V97H254ZM253 99V100H254ZM262 99H264V98H262ZM261 99V100H262ZM242 100V99H241ZM247 99H245L244 101H246ZM240 101V100H239ZM259 101V100H258ZM247 102H250L249 100L247 101ZM254 102V101H253ZM256 102V101H255ZM262 102H264V101H262ZM168 103V102H167ZM233 103V102H232ZM235 103V102H234ZM252 103V102H251ZM250 103V104H251ZM157 104V103H156ZM237 104V103H236ZM235 104V105H236ZM246 104V103H245ZM53 105H54V103H53ZM159 105H161V104H159ZM247 106H248V103L246 104ZM163 106V105H162ZM159 107V106H157V107H159L158 109H159V111L161 110L160 108H163V107ZM175 106V105H174ZM217 106V105H216ZM219 106V105H218ZM229 106H230V104H229ZM233 106V105H232ZM253 106V105H252ZM257 106V105H256ZM167 107V106H166ZM59 108V107H58ZM165 108V107H164ZM152 109V108H151ZM61 110V109H60ZM146 110V109H145ZM203 110V109H202ZM205 110V109H204ZM63 111V110H62ZM165 111H167V110H165ZM170 111V110H169ZM211 111V110H210ZM221 111V110H220ZM219 111V109H218V107L216 108V107H213V109H212V112H214V113H217V112H220ZM224 111H225V109H224ZM143 112V111H142ZM154 111H152V113H153ZM212 112H208V113H212ZM60 113V112H59ZM150 113V112H149ZM157 113H161V111L160 112H157ZM167 113V112H166ZM165 113V115L164 114H162V115H154V116H151V115H153V114H151V115H147L148 117H143V119H142V117H139L138 118V120L141 118L142 119V121L140 120V121H138V126H141V127H145V126H151V128H152V126H153V130H150V132L151 131H153V132H149V130L146 128V130H142L144 133H147V135L145 136V134H143V132H141V129H140V133H142L144 136L143 137H138L139 135L140 136H142V134H137V137H135L136 138V140L135 139H133V138H131L132 140H130V138H128V135H127V131H125V132H122V133H120V135H119V133L118 134H116L117 136H115V134H108V126L107 125H104V124H102V125H100V126H98V127H95L94 125L95 124H93V123H89L88 125L89 126H87V128H86V126H85V131L82 133L81 132V139H78L76 142L74 141L73 143H71V145L70 144H68L67 146L68 147H66V148H64V149H60V150H57V151H55V152H53V151H51V153H50V151H47L48 150V148H47V150L45 149V153H43L44 151L42 150L40 153H38L37 154V157H36V155H35V157L36 158H34V159H36V160H34L31 164H28V165H26L25 164V166H24V164H20V161H19V166H21V167H16V168H13L12 170L13 171H11V172H9L8 171V169H7V167L6 166H1V164H0V178L2 179L1 180V183L0 184H2L1 186H7V188L6 189H4V190H1L0 191V250L1 249H4L5 250V248H12V247H15V248H19V249H21L22 247H23V244H20V243H18V242H13L12 240L11 241H7V240H5L3 237H2V235L4 234L3 233V231L4 230H7V231H9V229H13V232H12V234H14V235H16V236H20V235H23V234H27V235H32V236H37V235H39L40 233L41 234H43V233H55V235H56V233L57 234H61V233H64L66 230L68 231V229H74V228H78L79 229V231H81V230H86V229H91L90 227H92L91 225H93V223L96 225V224H99L102 228H100V230L99 229H97L98 230V232H99V234H98V232H97V234H98V237L97 236H93V233L94 234H96V232H94L93 231V233H92V236H90V234H91V232H90V234L88 235V236H90V237H88L86 234H83L84 236L86 235V237L87 238H85V237H82L81 235H76V233L74 232V234L73 235H71V233H70V237L68 238V240L71 242H76V240H80L81 241V239H84V240H87V239H91V241L93 240V242L95 241V242H97L98 240H99V238L100 239H106V240H108V241H110V242H115V244H117L116 242H119V241H121L122 239H124V238H126V239H128L129 237H130V234H131V231H132V229L134 228V226H133V228H131L129 225L131 224L130 222H129V228H131V230H129V231H126V233L124 234L123 233V235L122 234H119L120 232H118V230H120V228L121 227H119V229H115V228H117V222H120L119 220H120V216H117L116 215V213L118 212V211H121L122 209H123V211H125L124 209H126V210H128V212L127 211H125L126 212V214L127 215H129L130 216V219L131 220H133V222L132 223H134V221H135V223H136V221L139 219V220H141V221H143L142 219H144V221H146L147 223H145V224H148V222L150 223V222H152V223H154L155 221V219H153V218H151V219H149V218H147L146 220H145V217H143L142 219H140V212H142V211H140L139 213H138V208L140 207V208H142V209H144V208H146V206H145V204H147L146 202H150V200L152 201V199H153V193L155 192V190L156 191H158V190H160L161 189V191H158V192H156L155 194H157V193H161L162 192V190H163V186L165 185V187L164 188H166L167 189V185H166V182L167 181H165V182H163V181H161V182H159V181H157L156 179V181L155 180H153V182H151L150 183V185L148 184L151 180V178H153L154 176H156V175H158V173L160 174L161 172H163V173H165V174H167V176H168V179H169V176L171 177V178H173L174 177V180H171V181H173V183H171V181H169V182H167V184L169 183V185H174L176 182H178V183H181L180 181H182V180H184V179H186V181H184V182H182L183 184L181 185V187H180V189H178V187H177V191H174V193H173V191L171 190L170 192H172L171 194H170V196H172V198L174 199V200H176L177 202L179 201V203H180V201H183V202H185V204L187 203V202H189L190 200L192 201V199H194V198H204V196L206 197V196H213V195H222V193L224 194V191L223 190H221L222 188H220V187H224V185H226V186H228V182H226V181H224V183L225 184H222L220 187H219V185L220 184H214V182L216 183V181H214L213 180V184H211V183H208V184H202L203 182H202V180L203 179H205V177H207V176H210V177H212L213 175H215V177H216V175H217V173H213L214 171H217L218 169H224V171H228L227 169L229 168V167H234V166H236V165H238V164H241V163H243V165H244V163H245V160H247L248 159V157H247V159L245 158H243L244 156H245V154H244V156H241V155H239V154H241L239 151H241V150H245V149H247L246 147H245V145H244V147H242V146H238V145H231V144H229L230 142H229V137H231V135H232V138H234L233 136H238L239 137V135L240 136H244L243 138H245V135L243 134V133H249V134H247V135H249L250 137H253V138H250V137H247V135H246V138H250V139H256V141H253V142H255V143H257L258 141L257 140H259V142L260 141H264V130H261V129H259V128H255V126H256V124H255V122H252V124H254V127L253 128H250L249 127V129H248V126L251 124V118L254 116L255 118H257V119H259V120H264V105H260V106H257V107H255V109H249V108H247L245 105H242V106H239L238 105V107H234L233 106V108H229V109H227L224 113H223V111H222V114H214V116L216 117L215 119H213L212 121H210L209 120V122H213L214 124L215 123H218V124H220V125H218V126H215V127H213V126H209V127H211V128H209V127H204V128H200L202 125H205V121H203V119H202V114L200 113V115L199 114H196L195 112L193 113V114H189V115H187V117H185V118H182V117H170L169 116V121L166 123L167 124V126H170V125H179V128H180V126H181V128L184 126V124L187 126L188 124L189 125H192L191 127H192V129L193 128H197V127H199L197 130H195L192 134H187V135H184L183 136V134H185V133H183L182 135H180L182 138H185V137H188V135H191V137H188V139H186V140H182L181 142L179 141V144H182L183 143V145L184 144H188V143H190V144H188V145H190V147H192L193 146V148H200L201 147V149L203 148V150L205 149V150H208V152L206 153L205 151L204 152H201V153H199L197 150H195V151H197V153L195 152L194 154H192L190 151H189V149H188V152H190L191 153V156L188 158V156H186V158L184 157V155L186 154V148H187V146L186 147H184L185 149H184V155H182L183 157L182 158H180L179 156V158L180 159H178V157H177V160H176V158L174 159V161H172V160H170L171 162H166L167 161V159H166V157H168L170 154L168 153H166V151H167V145H166V143H162V142H160V141H157L156 139L158 138V139H163L164 137H163V134H164V132H165V134H169V132L171 133L173 130L171 129V128H173V126L171 127V128H169L168 130H167V132L166 131H164L163 133H161L159 136H156L157 134H156V132L158 133V130H159V132H160V129H159V127L157 128V126L159 125H161L162 127H166V126H164L163 125V123H165V120H166V114ZM221 113V112H220ZM51 114V113H50ZM61 114V113H60ZM64 114V113H63ZM138 114H140V113H138ZM137 114V115H138ZM146 114H148L147 113V111H146ZM155 114H156V111H155ZM172 115V114H171ZM235 115L236 116H238V118H236L235 117ZM61 116V115H60ZM60 116L58 117V119L60 118ZM95 116V115H94ZM139 116V115H138ZM176 116V115H175ZM21 117V116H20ZM62 117V116H61ZM168 117V116H167ZM203 117H205V116H203ZM206 118V117H205ZM5 119V118H4ZM65 119V118H64ZM68 119V118H67ZM72 119V118H71ZM60 120V119H59ZM235 120H237V121H235ZM94 121H96V119L94 120ZM136 121V122H137ZM254 121H255V119H254ZM4 122V120L3 119H1L0 118V124L1 123H3ZM83 122V121H82ZM85 122V121H84ZM89 122V121H88ZM87 122V123H88ZM245 122H249L250 124H248V125H246L245 126ZM63 123V122H62ZM97 123V122H96ZM99 123V122H98ZM213 123H212V125H213ZM244 123V124H243ZM261 124H264V123H262V122H260ZM5 124V123H4ZM137 124V123H136ZM251 124V125H252ZM257 124L259 125V122H257ZM261 124H260V127H261ZM52 125V124H51ZM84 125H86V124H84ZM84 125H82V126H84ZM155 125V126H154ZM157 125V126H156ZM183 125V126H182ZM243 125H244V127H243ZM1 126V125H0ZM80 125L78 124V127H79ZM94 126V127H93ZM185 126V127H186ZM52 127V126H51ZM127 127V126H126ZM176 128H178L177 126H175ZM174 127V128H175ZM203 127V126H202ZM256 127H258V126H256ZM1 128V127H0ZM79 128H83V127H79ZM78 128V129H79ZM125 128V127H124ZM150 128V127H149ZM161 128V127H160ZM173 128V129H174ZM178 128V129H179ZM208 128V129H207ZM262 128H264V127H262ZM127 129V128H126ZM129 129V128H128ZM156 129V130H155ZM162 129V128H161ZM129 130H131V129H129ZM169 130H171V131H169ZM194 130V129H193ZM60 131V130H59ZM119 131V130H118ZM155 131V132H154ZM175 131H178V130H175ZM182 131V130H181ZM245 131V132H244ZM7 132V131H6ZM57 132H58V130H57ZM106 132H107V134L108 135H106ZM149 132V133H148ZM236 132H239V133H242V135L241 134H235ZM80 133V132H79ZM112 133H114V132H112ZM117 133V132H116ZM222 133V134H221ZM223 133L225 134V135H223ZM104 134V135H103ZM133 134H136V133H133ZM164 134V136H165V138H167V136ZM177 134V133H176ZM235 134V135H234ZM78 135V134H77ZM178 135V134H177ZM252 135V136H251ZM9 136V135H8ZM132 136H134V135H132ZM172 136V135H171ZM180 136L178 135V138H180ZM210 136H215V138L214 139H216V142L215 143H213V142H211L212 144H206L205 143V141L207 140V138H210ZM229 136V137H228ZM129 137H130V135H129ZM76 138V137H75ZM127 138L130 140V141H128L127 140ZM138 138H140V139H138ZM171 138V137H170ZM229 138V139H228ZM237 138V137H236ZM72 139V138H71ZM172 139V138H171ZM174 139V138H173ZM70 140V139H69ZM74 140V139H73ZM72 140V141H73ZM133 140H135V141H133ZM144 140H155V142H150L149 144H147V143H145V144H143V142H144ZM166 140V139H165ZM231 140V139H230ZM240 140H243V139H241V137H240ZM244 140H247V139H244ZM133 141V142H132ZM212 141V140H211ZM239 141V140H238ZM66 142L67 141H65V144H66ZM69 142H71V141H69ZM207 143H208V141H206ZM209 142H210V139H209ZM249 142H252V141H249ZM249 142H247V143H249ZM62 143V142H61ZM60 143V144H61ZM158 143H160V144H158ZM169 143H171V142H169ZM175 143V142H174ZM239 144L240 143H242L241 141L240 142H238ZM237 143V144H238ZM244 143H246V142H244ZM246 143V144H247ZM262 143H264V142H262ZM64 144V143H63ZM62 144V145H63ZM147 144V145H146ZM165 146L166 145V148L165 147H163V145ZM254 144V143H253ZM61 145V146H62ZM70 145V146H69ZM142 145H144V146H142ZM250 145H252L251 143H250ZM249 145V146H250ZM258 145V144H257ZM177 146V145H176ZM180 146V145H179ZM232 146V147H231ZM254 146H256L255 144H254ZM63 147V146H62ZM172 147V146H171ZM233 147H238L237 149H239L240 147L242 148L241 150L239 149L238 150V153L239 154H235L236 152H234L233 154H230L229 152H232V151H230V150H232V149H234ZM257 147V146H256ZM255 147V148H256ZM44 147H42V149H43ZM180 148V147H179ZM188 148H189V146H188ZM193 148H190V149H193ZM252 148V147H251ZM32 149V148H31ZM37 149V148H36ZM51 149V148H50ZM59 149V148H58ZM201 149H198V150H200V151H202ZM250 149V148H249ZM254 149V148H253ZM256 149H259V148H256ZM80 150H86V151H84L83 153H81V155L79 154L78 155V153H80L79 151ZM211 150V151H210ZM171 151V150H170ZM212 151H214L213 153H210V152H212ZM234 151H236V150H234ZM249 151V150H248ZM261 151L262 152H264V149H262L261 148ZM47 152H49V153H47ZM33 154V153H32ZM154 154H157L158 155V158L160 157V159H157V161L159 160V162H157L158 163V168H159V164H164V166H165V168L163 169L162 168V166H161V171H158V173H157V168H153V169H157L156 170V172H155V170L153 171L152 170V172L150 171H148V173H146V172H144V173H142L141 175H139V173H138V175L136 176V174L134 175V174H132L131 176V183L132 184H137L138 185V187H140V189H138V187L137 186H134L133 187V185H132V187H131V189L129 188L128 190H130V191H126L125 189V192L123 191V190H121V189H123V187L121 188V186H123V184H124V182H122V181H124V179H123V177H125L126 175H127V173L128 172H126V174L125 173H123V172H119V170H121V169H119V167L121 168V167H124V168H129V166H131V168H133L134 167V165H136V164H139V163H141V165H142V163H145V162H142V161H145V159L147 160V162L149 163V162H151L150 161V158L152 159H155L154 158V156L155 157H157L156 155H154ZM25 155V154H24ZM152 155H154L153 157H152ZM179 155H180V153H179ZM29 156V155H28ZM89 156H94V159H92V160H88V162H85V164L84 165H78V168H75L74 170H71V171H68V169H67V167L69 166V165H71V164H73V161H75V160H79V159H82V160H84L83 158H86V157H89ZM136 156L138 157V158H140V160H142L141 162L139 161V163L136 161V164H135V158H136ZM249 156V155H248ZM252 156V155H251ZM32 157V156H31ZM148 157H149V159H148ZM261 157V156H260ZM260 157H258V155H255L254 156V158L252 159V158H250L251 160H254L255 161V159H258V160H260V161H262V162H264V157H262V158H260ZM33 158V157H32ZM172 158H174V157H172ZM5 159V158H4ZM30 159V158H29ZM152 159V160H153ZM170 159V158H169ZM249 159V160H250ZM33 160V159H32ZM134 160V161H133ZM249 160H247V161H249ZM250 160V161H251ZM257 160V161H258ZM87 161V160H86ZM169 161V160H168ZM25 162V161H24ZM253 162V161H252ZM252 162H251V164H252ZM4 163V162H3ZM17 163V162H16ZM82 163V162H81ZM132 163H134V165L132 164ZM147 163V164H148ZM152 163V162H151ZM129 164V165H128ZM146 163L144 164V166L145 165H147ZM246 164V163H245ZM16 165V164H15ZM128 165V166H127ZM248 165V164H247ZM262 165V164H261ZM260 165V166H261ZM133 166V167H132ZM156 166V165H155ZM249 166V165H248ZM252 166V165H251ZM259 166V167H260ZM3 167H5V168H3ZM84 167H88V169H83ZM113 167H116V168H113ZM118 167V168H117ZM141 167V166H140ZM233 167H232V170H234L233 169ZM69 168V167H68ZM131 168H130V170H131ZM135 169H137V167H134ZM133 168V169H134ZM138 168H139V166H138ZM235 168V167H234ZM261 168H264V167H261ZM15 169H16V171H15ZM71 169V168H70ZM116 171H115V170ZM117 169H118V171H117ZM163 169V170H162ZM255 169L256 168H254V164H253V167H240L239 169H237V167H236V169H235V171L233 172V173H231V171H228V172H230L231 174H230V176L228 175V177H229V182H233V181H235V180H237L238 179V177L239 176H241V177H245V176H248V175H250V174H252L253 172H256L255 171ZM259 169V168H258ZM7 172H5V171ZM21 170H24V172L25 173H23ZM113 170V171H112ZM122 170H123V168H122ZM148 170V169H147ZM261 170V169H260ZM94 171H100L98 174H96V172H95V175H93L92 173V176H91V174H90V176L89 175H87L86 173H88V172H94ZM127 171V170H126ZM262 171H264V170H262ZM47 172H51L50 174H47ZM86 172V173H85ZM116 172V173H115ZM219 172H223L222 170L221 171H219ZM261 172V171H260ZM120 173V174H119ZM121 173H123V174H121ZM227 173V172H226ZM225 173V174H226ZM262 173V172H261ZM56 174H59V175H57V176H55V177H53L54 175H56ZM83 174H84V176L85 177H83ZM194 175L195 176V178L196 179H193V180H190L189 179V175ZM255 174V173H254ZM254 174H253V177L251 176L249 179H247V180H245L243 183H241L240 181H239V183H240V185H239V188H238V190H237V192L239 193V192H242V193H244V194H246V193H248L249 191L251 192L252 190H254L253 188H255V187H260V186H262V187H264V174H256L255 176H254ZM121 175V176H120ZM124 175V176H123ZM130 175V174H129ZM212 175V176H211ZM219 175L220 174H218V176L217 177H219ZM47 176H50V177H53V178H51V179H48V178H46ZM88 176V177H87ZM135 176V177H134ZM161 176V175H160ZM165 177L166 175H162V177ZM224 176V175H223ZM226 176V175H225ZM122 177V178H121ZM128 176H126V178H127ZM137 177V178H136ZM175 177H178V179L176 180L175 179ZM216 177V178H217ZM221 177H222V175H221ZM125 178V179H126ZM129 178V177H128ZM126 179L127 181L129 180L130 181V178L129 179ZM132 178H133V180H132ZM136 180H135V179ZM156 178V177H155ZM191 178H194V177H191ZM231 178V179H230ZM248 178V177H247ZM74 180V181H70V180ZM123 179V180H122ZM161 179V178H160ZM165 180H166V178H164ZM208 179H209V177H208ZM227 179V178H226ZM120 180H121V183H120ZM125 180V182L127 183V181ZM135 180V181H134ZM175 180H176V182H175ZM217 180V179H216ZM132 181H134V182H132ZM221 181H222V179H221ZM220 181V182H221ZM222 181V182H223ZM241 181H242V179H241ZM175 182V183H174ZM209 182H211V181H209ZM37 183H41L42 185H41V187H40V185L38 186V185H36V186H34V184H37ZM146 183V184H145ZM205 183H206V181H205ZM238 183V184H239ZM119 184H121L120 185V192L118 193V191L117 190H119V188H118V186H119ZM149 185V186H146V185ZM230 184V183H229ZM233 184H235V183H233ZM118 185V186H117ZM140 185V186H139ZM142 185V186H141ZM171 185V186H172ZM179 185V184H178ZM50 186H52V187H54V186H57V187H54L53 189H51L52 187H50ZM126 185L124 184V188H128V187H125ZM225 186V188H226V191L229 189H227V187ZM49 187V191H48V189H46V188H48ZM112 187H115L114 188V190L115 191H117V193L116 192H114V193H116V195H112V194H114V193H112L111 195L114 197L112 200H110L109 201V198L111 197H108L107 195H104V196H107V200H108V203L106 202L107 200L104 198V196L101 194L102 192H100V194H98L97 196H93V197H89V198H84L85 196V194L86 195H91V194H93V193H95L94 191L96 190V192H97V190L99 191V190H101V188H110V189H112ZM137 187V188H136ZM235 187V186H234ZM118 188V189H117ZM132 188L134 189H137V190H132ZM47 191H46V190ZM102 189V190H103ZM105 189V190H106ZM165 189V190H166ZM233 190V187L232 188H230V190ZM234 189H236V188H234ZM256 189V188H255ZM113 190V191H114ZM139 190V191H138ZM170 190V189H169ZM109 191H111V190H109ZM113 191H111V192H113ZM123 191V192H122ZM225 191V192H226ZM234 191V190H233ZM262 191V190H261ZM138 192L139 194H136V193ZM166 192V191H165ZM228 192V191H227ZM231 192V191H230ZM258 191H256V196L257 197H259L260 195H258L259 193H260V191H259V193H257ZM91 193V194H90ZM229 193V192H228ZM83 194V198H82V200L81 199H79L78 197H81V195ZM97 194V193H96ZM107 194V193H106ZM110 194V193H109ZM141 195L142 196V198H138V196L136 197V195ZM155 194H154V197H155V199H156V196H155ZM167 194V193H166ZM250 194H252V193H250ZM100 195V196H99ZM102 195V196H101ZM164 195H165V193H164ZM168 195V194H167ZM227 196H225V198L222 200L220 197H222V196H219L218 198H220L221 200H219V202H217V204H223L224 203V205L225 204H228V203H230L231 204V199H233V200H235L234 199V197L232 198L231 197V195L229 196V194H226ZM247 195H249V194H247ZM247 195H245V196H247ZM254 195V196H255ZM141 196H139V197H141ZM159 196V195H158ZM244 196V197H245ZM252 196V195H251ZM253 196V197H254ZM136 197V198H135ZM160 197V196H159ZM162 197V196H161ZM165 197V196H164ZM243 197V196H242ZM78 198V199H77ZM137 198L139 199V200H137ZM171 198V199H172ZM215 198H217V197H215ZM249 198V197H248ZM252 198V197H251ZM261 198V197H260ZM142 199H144V201L142 202ZM164 199V198H163ZM166 199H168V198H166ZM170 199V198H169ZM173 199H172V201H173ZM237 199V198H236ZM154 200V199H153ZM158 201H159V198L157 199ZM165 200V199H164ZM164 200H161L160 202H162V201H164ZM198 200V199H197ZM202 200V199H201ZM206 200V199H205ZM218 200V199H217ZM231 200V201H230ZM247 200V199H246ZM256 200V199H255ZM262 200H264V198H262ZM112 201V202H111ZM157 201V202H158ZM168 201V200H167ZM203 201V200H202ZM216 201V200H215ZM253 201V200H252ZM260 201V200H259ZM111 202V203H110ZM148 202V203H149ZM152 202H154V201H152ZM159 202V203H160ZM169 202V201H168ZM168 202H167V204H168ZM171 202V201H170ZM209 202V201H208ZM105 203L107 204V206L105 205ZM143 203H144V205H143ZM196 203V202H195ZM199 203V202H198ZM210 203V202H209ZM212 203H213V201H212ZM108 204H109V206H108ZM150 204H152L151 202H150ZM156 204V203H155ZM161 204V203H160ZM164 205H166L165 203H163ZM170 204V203H169ZM181 204V203H180ZM188 204H190V203H188ZM192 204V203H191ZM216 204V207L218 206ZM142 205V206H141ZM179 205V204H178ZM182 205V204H181ZM202 205V204H201ZM208 205V204H207ZM104 206H106V207H104ZM143 206H145V207H143ZM152 206V205H151ZM154 206V205H153ZM152 206V207H153ZM158 206V205H157ZM155 207V208H152L151 209V211L148 209V210H146V212H144V213H147V212H152V211H155V209H157V208H159V210H160V208H163V207ZM186 206V205H185ZM184 206V207H185ZM195 206V204L193 205V207ZM206 206V205H205ZM213 206V205H212ZM172 207V206H171ZM179 207H180V205H179ZM179 207H176V208H179ZM182 207V206H181ZM193 207H191V208H193ZM209 207H211L210 205H209ZM215 207V206H214ZM213 207V208H214ZM215 207V208H216ZM106 208V209H105ZM139 208V209H140ZM169 208V207H168ZM186 208V207H185ZM195 208H199V207H195ZM201 208V207H200ZM250 208V207H249ZM249 208H248V210H249ZM134 209H137L135 212H134ZM141 209V210H142ZM163 209H165V208H163ZM171 209V208H170ZM169 209V210H170ZM194 209V208H193ZM192 209V210H193ZM225 209V208H224ZM255 209H257V208H255ZM162 210V209H161ZM169 210H167V211H169ZM176 210V209H175ZM174 210V211H175ZM180 210V209H179ZM179 210H177V212L179 211ZM191 210V211H192ZM198 210H200V209H198ZM201 210H202V208H201ZM222 210V212L221 213H223V212H225V211H223V209H221ZM247 210V209H246ZM253 209H251V211H252ZM257 210H259V209H257ZM261 210V209H260ZM262 210H264V209H262ZM262 210H261V212H262ZM30 211H32V212H30ZM96 212V214H95V212ZM145 211V210H144ZM166 211V212H167ZM189 211V210H188ZM203 211V210H202ZM229 211V210H228ZM227 211V212H228ZM77 212H79V213H81V212H85V213H87V214H91V215H87V214H83V215H81V216H79L78 214H77ZM97 216V212L98 213H100V215L102 214V213H107L105 216L103 215V216H100V215H98V217H95V215L93 214V213ZM124 212V213H125ZM162 212V211H161ZM166 212H164V213H166ZM176 212V213H177ZM201 212V211H200ZM230 212V211H229ZM228 212V213H229ZM248 212V211H247ZM250 212V211H249ZM260 212V211H259ZM74 213H76L77 214V216L74 214ZM109 213H110V215H109ZM112 213V214H111ZM157 213V212H156ZM172 213H174L173 212V209L172 210H170L169 212H167L166 214H163L162 213V216L160 215V217L158 216V218H157V220L156 221H158V220H160V221H164V220H166V219H168V218H171L172 219V217L170 216V215H172ZM179 213V212H178ZM194 213H196L195 211H194ZM221 214V213H219V212H216L215 214ZM262 213H264V212H262ZM68 214V215H67ZM72 214H74L73 216H72ZM142 214V213H141ZM148 214V213H147ZM161 214V213H160ZM183 214V213H182ZM198 214H199V212H198ZM205 214V213H204ZM227 214V213H226ZM226 214H223V215H225V217H226ZM250 214H251V212L249 213V215L248 216H250ZM62 215H64L63 217H62ZM69 215H71V216H69ZM94 215V216H93ZM146 215V214H145ZM151 215V214H150ZM157 215H159L158 213H157ZM181 215V214H180ZM180 215H177V218H178V216L180 217ZM222 215V214H221ZM220 215V216H221ZM223 215H222V217H223ZM251 215H256V214H251ZM258 215V214H257ZM261 215V214H260ZM128 216V217H129ZM176 217V215L174 214L173 215V217ZM182 217H183V215H181ZM196 216V215H195ZM198 216V215H197ZM201 216V215H200ZM202 216H203V212H202ZM122 217V216H121ZM153 217H155V215L153 216ZM174 217V218H175ZM218 217V216H217ZM225 217H223V218H225ZM228 217V216H227ZM119 218V220H117ZM173 218V219H174ZM219 218V217H218ZM122 219V218H121ZM126 219V218H125ZM172 219V220H173ZM176 219V218H175ZM52 220V222H50ZM95 220H98V222L97 223H95ZM123 220V219H122ZM127 220H129V219H127ZM160 221H158V222H160ZM213 222V221H212ZM128 223V222H127ZM135 223L133 224V225H135ZM139 223H140V221H139ZM157 223V222H156ZM160 223H162V222H160ZM116 224V225H115ZM120 224V223H119ZM118 224V225H119ZM151 224V223H150ZM158 224V223H157ZM262 224H264V223H262ZM261 224V226H264V225H262ZM113 225H115V228L114 227H111V226H113ZM125 225H127V224H125ZM44 226H46L45 228H44ZM80 226H81V228H80ZM99 226V227H100ZM43 227V228H42ZM139 227V226H138ZM215 227V226H214ZM217 227V226H216ZM42 228V229H41ZM128 228V229H129ZM137 228V227H136ZM171 228V227H170ZM210 228H211V226H210ZM213 228V227H212ZM210 229V230H208L209 229V227H208V229L206 228V232L207 233H209L210 234V237H211V239L209 238V240H208V245H221V244H225V242L227 243V242H230L231 240L233 241V239L235 238L234 236L235 235H233V234H227V233H224L225 231H223V232H220V231H222V230H218L217 228H213V229ZM39 229H41V230H39ZM124 232H125V230L123 229V228H121ZM139 229V228H138ZM143 229V228H142ZM168 229V228H167ZM186 229V228H185ZM260 229L262 230V228L260 227ZM134 231H136L135 230V228L133 229ZM172 230H173V228H172ZM172 230H169V232L167 233L168 234V236H170V245H172V246H182V247H184V250L186 249L188 252H190L189 253V255L190 254H192L193 256H197L198 254H200L201 253V251H200V249H199V247H198V244H197V241H196V239L195 240H193L192 238H191V236L192 235H189V234H187V231L186 232H179V233H175V232H173ZM208 230V231H207ZM224 230V229H223ZM64 231V232H63ZM167 232V231H166ZM67 233V232H66ZM69 233V232H68ZM188 233H190V232H188ZM201 233V232H200ZM203 233V232H202ZM201 233V234H202ZM233 233V232H232ZM78 234V233H77ZM80 234V233H79ZM133 234V233H132ZM166 234V235H167ZM67 235V234H66ZM57 236V235H56ZM58 238V237H57ZM106 240H104V241H106ZM66 241V240H65ZM80 241H78V242H80ZM248 241V240H247ZM56 242H58V241H56ZM77 242V243H78ZM85 242V241H84ZM88 242H89V240H88ZM87 242V243H88ZM99 242H100V240H99ZM103 242V241H102ZM102 242H100L101 244H102ZM110 242H106V243H110ZM77 243H75L76 245H77ZM80 243H83V242H80ZM86 243V244H87ZM105 243V244H106ZM56 244V243H55ZM54 244V246L56 247V245ZM58 244V243H57ZM70 244V243H69ZM85 244V243H84ZM84 244L83 245H81V246H84ZM85 244V245H86ZM91 244H93V243H91ZM100 244V245H101ZM110 244H112V243H110ZM109 244V249H108V251L109 250H111L112 251V249H111V245ZM59 245V244H58ZM96 245V244H95ZM94 245V246H95ZM99 245V244H98ZM97 245V246H98ZM113 245V244H112ZM52 246L53 245H51V248H52ZM77 246H79V244L77 245ZM81 246H79V247H81ZM87 246H89V245H87ZM104 246V245H103ZM106 246V245H105ZM111 246V247H110ZM116 245H113V247H115ZM53 248L54 250L55 249H57L58 250V248L60 247H56V248ZM64 247H66V246H63V248ZM79 247H77V248H79ZM84 247H86V246H84ZM90 247V246H89ZM89 247L87 248V249H89ZM117 247V246H116ZM82 248V247H81ZM98 248H99V246H98ZM102 248V247H101ZM83 249V248H82ZM91 249V248H90ZM56 250V252H59V251H57ZM66 250V249H65ZM86 250V249H85ZM84 250V251H85ZM38 251V250H37ZM50 252H51V250H49ZM80 251V250H79ZM83 251V250H82ZM83 251V252H84ZM107 252V251H106ZM186 252V251H185ZM51 253H53V252H51ZM109 254H111V252H109ZM50 256H51V254H49ZM52 255H54V254H52ZM55 255H56V253H55ZM44 256H46V253L44 254ZM49 256V258H53V257H50ZM57 256V255H56ZM0 257H2V255L0 256ZM40 257V256H39ZM42 258V257H41ZM40 258V259H41ZM45 258V257H44ZM44 258H42L43 260L42 261H40V262H44L45 260H44ZM49 258H48V263H50L51 261H54V260H49ZM57 258H59V256L57 257ZM71 258H73L72 256H71ZM70 258V259H71ZM98 257L96 256V259H97ZM54 259H55V256H54ZM60 259V258H59ZM74 259V258H73ZM73 259H71V260H73ZM94 259V258H93ZM27 260V259H26ZM56 260V259H55ZM70 260V261H71ZM39 261V260H38ZM58 261H60V260H58ZM68 261H69V259H68ZM94 261V260H93ZM40 262H39V264H40ZM47 262V261H46ZM73 262H74V260H73ZM52 263V262H51ZM50 263V264H51ZM55 263V262H54ZM63 263V262H62ZM67 264V261H65L64 262V264ZM70 264H71V262H69ZM68 263V264H69ZM76 263V262H75ZM0 264H17V262L16 263H11V262H8V261H4V260H2L1 258H0ZM18 264H20V263H18ZM26 264V263H25ZM45 264H47V263H45ZM56 264H58V262L56 263ZM73 264V263H72ZM78 264V263H77ZM90 264V263H89ZM93 264V263H92ZM100 264V263H99Z\"/></svg>",
    "mask_w": 264,
    "mask_h": 264
}]
</instances>
